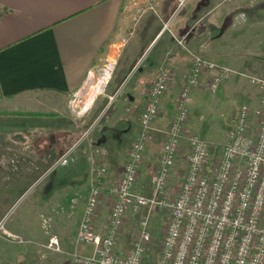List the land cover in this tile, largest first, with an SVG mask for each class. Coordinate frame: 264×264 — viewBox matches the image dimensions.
<instances>
[{"label": "crops", "instance_id": "crops-1", "mask_svg": "<svg viewBox=\"0 0 264 264\" xmlns=\"http://www.w3.org/2000/svg\"><path fill=\"white\" fill-rule=\"evenodd\" d=\"M253 3L187 0L177 10L176 0H0L5 9L0 16V222L20 196L41 181L31 207L5 226L35 248L15 243L11 245L19 248L9 251L6 236L0 234V254L6 255L0 264H61L56 259L65 264L63 256L46 252L41 221L60 214L64 218L69 209L61 206L66 199L78 205L76 195L82 201L75 212L80 217L94 186L110 190L139 132L145 92L164 67L171 69V77L147 140L176 114L194 55L235 71L264 72V57L237 53H251L242 47L248 36L245 40L240 35L264 21L259 14L264 7ZM108 63L114 71L105 99L98 96L94 109L86 106L77 112L70 102L88 71L98 74ZM206 80L204 76L192 88V98L205 89ZM109 104L105 125L93 136L85 135ZM142 162L137 177L146 165ZM35 206H42L40 214ZM94 228L103 234L106 223ZM53 232L61 246L69 238L68 233ZM62 249L60 254L71 255Z\"/></svg>", "mask_w": 264, "mask_h": 264}, {"label": "built area", "instance_id": "built-area-1", "mask_svg": "<svg viewBox=\"0 0 264 264\" xmlns=\"http://www.w3.org/2000/svg\"><path fill=\"white\" fill-rule=\"evenodd\" d=\"M176 1L179 10L187 0ZM112 69V63L102 68L103 81L95 78L93 70L88 71L82 89L72 99L76 106L77 102H82L83 93L90 94L88 98L92 100L94 93L105 91ZM233 75L264 92V77L193 56L179 94L176 114L166 130L154 180L157 191L163 188L175 164L192 102V88L207 76L205 87L215 91ZM170 77L171 69L164 67L145 92L139 132L129 145L122 173L110 186L112 204L103 234L94 228L101 189L96 185L90 190L75 241L90 246L91 251L86 254L73 252L70 264H142L149 241L147 220L140 222L139 239L129 251L118 253L117 243L126 214L150 204L165 206L170 214L160 245L159 264H264V105L256 110L259 126L255 135L249 133V108L246 105L239 108L216 158H210L205 140L196 135L188 138L190 152L186 173L173 199L155 202L134 190L145 142ZM95 87L98 90H93ZM1 233L17 242H26L6 230L3 222H0ZM44 247L55 253L63 252L55 234L48 236Z\"/></svg>", "mask_w": 264, "mask_h": 264}, {"label": "rangeland", "instance_id": "rangeland-1", "mask_svg": "<svg viewBox=\"0 0 264 264\" xmlns=\"http://www.w3.org/2000/svg\"><path fill=\"white\" fill-rule=\"evenodd\" d=\"M253 1L255 0H250L251 3H253ZM252 5L264 7V0H256V2H254ZM258 10H260V8H258ZM139 11L140 9H137V12L134 15L136 19L139 14ZM259 14H263L264 16V10L260 11ZM253 15L254 13H251L252 17ZM242 17L245 21V16L242 15ZM227 34L225 40L227 42V46L230 47L232 46V42L230 40L231 37L230 34ZM244 35L246 36L244 37ZM247 36L248 40L246 39ZM240 38L247 40V42H245L246 45L242 47H244L245 49H249L251 53L248 54V52H237L238 54L247 58L253 57L254 59L264 57V21L259 20V23L256 24L253 30L252 28L249 30L247 29V32L244 31L243 33H241ZM235 44V47L238 48V42ZM113 71L114 70L110 71V73L112 74ZM94 75L96 79L100 78V81L104 80L102 79V76L104 75L102 69L98 72V74L95 73ZM259 75L264 77V72L260 73ZM95 89L98 90L96 87L93 88V90ZM89 93H91V91ZM105 93H108V86L106 87L103 93H100L99 95H96V93H94L92 100L88 98L90 94L83 93L81 100L82 102H77L76 106L75 102L71 99L70 106L73 107L75 110H83V108H86V106H88L87 108H90V110L92 108L91 106H93L94 109V101L96 100V98L99 96L102 97V100H104L105 98L103 97V94ZM192 99L193 100L188 107V116L184 122V133L180 140V147L176 155L175 164L171 170L167 182L159 191L156 190L154 180L157 173L159 160L161 158L163 144L165 142L166 130L168 129L170 121L175 116L174 113H171L169 119L167 118L164 122H162V131H159L155 135L150 136L149 140H147V142L145 143L146 148L144 153V159L141 165H143L144 162L146 165L142 169L141 174H139V176L137 177L134 190L146 196L147 198L154 200L155 202H158L159 200H171L178 194L180 190V185L186 173L187 157L190 152L188 138L190 136L196 135L205 140L209 147L210 158H216L226 142L228 131L234 125L238 110L242 105H246L250 110L249 133L251 135L256 134V131L259 126V118L256 115V110L261 109L264 105V92L261 91L259 88L251 85L247 80L237 75H233L230 79L223 81L217 90L212 91L208 90L205 87V89L200 91V93H198L197 95L195 94ZM86 102L89 104L93 102V104H90L89 107V105H86ZM109 108L110 104L106 105L104 112L98 119L97 123L93 124L90 129L85 133V135L89 134L88 136H93V134L97 133L98 129H100L101 126L105 125L106 119L109 115ZM79 110L77 112H80ZM135 136L136 135H134V137ZM134 137L132 138V140L134 139ZM112 176L114 179L115 177H118L115 175ZM40 183L41 181H38L32 187L26 190L16 201V203L11 207L8 214L3 220L5 229V226L8 225V220L9 222L10 220H15L17 216L23 214L25 209L31 207L30 202L36 198L38 191H40ZM18 191H16L17 194H20L22 192V190ZM101 191H105L103 193V195L105 194V197H103L105 200L99 202V208L95 217V225L97 224V227L103 226L104 223H107L109 210L112 204V196L109 192V189L103 188ZM76 197L77 200H79L78 205H72L70 204L71 200L66 199L65 206H61L63 210L69 209V211L64 213V218L60 214V217L54 216L51 221H41L40 228H42L43 230L41 233L44 237L43 245L47 241V236H49L50 234L57 235L55 232H53L56 231L60 234L68 233L69 235V238H66V243L62 245L64 247L65 252H70V254H72L73 252L86 254L91 251V248L89 246L84 245V248H86L84 249L82 248L83 244H79L75 241V229H77L80 219L82 217H79L78 214L75 213L82 202L80 201V198L78 199V195H76ZM35 209L39 211L37 213L40 214L42 206H35ZM169 215L170 214L167 207L159 206L156 204L144 206L136 212L129 211L125 216L123 226L121 227L119 233L117 252L120 254H125L133 247V244L139 239L141 230L140 222L142 220H147L146 231L149 234V241L147 243V250L143 257L142 264H159L160 245L162 237L166 230V225L169 221ZM40 219H43V217ZM1 235L6 236L2 233ZM5 238L6 240H8L7 244H9V251H11V249H14L15 247L19 248L20 245H26L35 248V245H33L34 243L27 244L28 242L24 237H20L21 239L26 241L23 243L17 242L13 238L8 236H6ZM15 243H18L20 245H11ZM46 252L55 257L63 256L65 258V264H70L71 256L69 254H60L48 250H46ZM5 257L6 255L1 252L0 259ZM37 259H39V257L36 255L35 260ZM56 260H58L56 262L61 264L63 262L62 259ZM2 262H5V260L3 259Z\"/></svg>", "mask_w": 264, "mask_h": 264}, {"label": "trees", "instance_id": "trees-1", "mask_svg": "<svg viewBox=\"0 0 264 264\" xmlns=\"http://www.w3.org/2000/svg\"><path fill=\"white\" fill-rule=\"evenodd\" d=\"M5 12V9L4 8H0V16L3 15Z\"/></svg>", "mask_w": 264, "mask_h": 264}]
</instances>
